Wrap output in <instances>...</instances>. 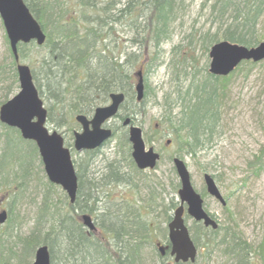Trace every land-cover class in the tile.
<instances>
[{
	"label": "trees",
	"instance_id": "trees-1",
	"mask_svg": "<svg viewBox=\"0 0 264 264\" xmlns=\"http://www.w3.org/2000/svg\"><path fill=\"white\" fill-rule=\"evenodd\" d=\"M23 1L45 33L44 43L36 47L38 69L33 64L30 67L40 97L42 87L46 89L43 91L50 102L46 108L47 121H52L51 106H56L60 112L66 109L69 117L77 113L88 115L96 107L104 105L111 92H122L125 96L117 117L120 120L125 117L133 119L132 109L127 110L125 106L127 107L128 102L141 104L146 97L144 92L143 99L135 101L134 73L143 69L147 61L157 58L162 41L168 38L169 22L175 16L176 8L185 0ZM210 7L217 24L213 33L208 29L201 37L205 50L220 39L247 47H252L263 39L261 37L264 35H260L259 31L264 25V0H213ZM116 24L126 25L130 29L133 34L131 41L138 45V52L126 50ZM25 45L18 44L19 59L23 58L21 52ZM10 57L16 82V62L11 52ZM144 58L147 60L144 61ZM182 59L186 61V58ZM243 63L255 64L250 61ZM226 77H215L207 72L203 80H196L194 83L195 80L190 79L185 94L177 96L178 110L170 121L174 124L170 132V144L176 146L177 155L194 154L198 147L211 138L219 109V85L216 80H225ZM6 100L7 98L4 99ZM172 109L174 108L169 112ZM4 128L5 136L0 152V195L8 198L20 190L28 173L27 163L32 156L37 157V149L33 142L23 140L16 129ZM115 136L113 133L112 138ZM122 139L123 142L117 137V141L124 145V151L127 152L124 160L129 167H133L126 130L123 131ZM120 144L117 143V147ZM117 162L114 158L107 164V172L101 178L102 183L87 187L84 191L77 171L74 202L70 203L65 193L60 191L62 209L54 211L56 214L50 213L53 222L46 230H42L39 220L46 217L51 208L46 196L33 230L21 239L20 251L14 252L11 248L6 251L0 246V264H30L36 247L41 244L49 247L50 264H54L55 249L62 259L71 264L139 263L141 249L154 241L155 216L152 214L150 217L154 199L152 197L147 204L136 205L120 194L119 197H112L108 191L104 192L103 185L108 183L123 182L131 185ZM260 162L261 157L253 164L261 166ZM174 187H178L177 182ZM50 188L55 186L50 185ZM91 189H95L96 193L92 198L89 193ZM102 197L107 201H103L98 207L99 218L100 215L104 218L99 223L97 221L100 231L96 234L82 226L80 215L96 211V207L86 206V203L94 205ZM174 208L175 203L172 201L166 205V210L163 211L166 214L165 222L171 218L168 211ZM6 222L9 223L7 220ZM6 228L8 229L7 224L0 226V234ZM188 230L194 244L202 243L204 246L209 244V239L204 238V231L217 232L198 222H191ZM222 241L231 245L228 250L231 255H246L245 245L242 246L234 234L225 233ZM157 255L163 264L164 257L158 253ZM98 260L101 262L98 263ZM238 261L240 262L239 258Z\"/></svg>",
	"mask_w": 264,
	"mask_h": 264
},
{
	"label": "rangeland",
	"instance_id": "rangeland-1",
	"mask_svg": "<svg viewBox=\"0 0 264 264\" xmlns=\"http://www.w3.org/2000/svg\"><path fill=\"white\" fill-rule=\"evenodd\" d=\"M212 2L213 0H185L176 8L175 16L169 22L168 38L159 47L158 59L147 61L142 69L146 97L141 104L128 102L127 107L125 106L127 110L132 109L133 122L142 129L146 147L152 146L160 154L154 168L140 171L135 166H128V162L124 160L127 154L124 145L117 141V137L119 141L122 140L123 131L126 130L121 127L119 119L113 124L109 123L116 136L88 152H76L72 148L73 132L80 131L79 124L73 120L75 114L69 117L66 109L60 112L56 106H51L52 121L46 122L48 130L59 132L65 146L71 149L83 191L87 187L95 186L94 184L102 183L101 178L107 172V164L116 158L117 165L131 181V185L123 182L112 183L103 186L104 192L108 191L112 197H119L120 194L131 202L134 201L136 205L147 204L153 197V213H150V217L152 214L155 216L154 241L152 244H145L141 249V260L137 264H161L157 247L163 245L167 237V222L164 221L166 214L163 211L171 201L175 203V207L178 206V187H174L178 179L172 163L174 156L184 160L193 188L202 195L205 210L215 219L219 228L216 233L204 231V238L209 239V244L197 245L195 260L186 264H240L235 255L228 251L231 245L222 241L226 232L237 236L240 244L245 245L247 264H264V61L253 65L241 63L225 80H216L219 85L217 123L211 138L198 147L194 154L177 155L175 145H165L174 125L170 121L178 110L177 96L185 94L190 79L195 80V83L207 75L209 47L204 49L201 37L208 29L213 33L216 28L217 23L210 7ZM116 26L126 50L138 52V45L131 41L133 34L130 29L123 24ZM259 34L264 35V25ZM128 38L130 41H125ZM261 39L264 40V37ZM38 46L34 41L27 43L21 52L23 58L19 59L20 63L29 68L33 64L38 69ZM141 58L139 62L142 61ZM182 58H186V61ZM37 76L40 81L39 71ZM43 90L41 98L47 108L50 102ZM18 91V81L15 82L13 77L9 43L0 20V106L5 98H11ZM171 108L174 109L169 112ZM4 126L0 123V152L5 136ZM117 143L120 144L118 147ZM260 157L261 166L254 165L253 162H257ZM27 166L28 173L24 183L20 185V190L8 198L0 195V211L3 209L7 212L9 222L3 224H7L8 229L0 234V246L6 251L10 248L14 252L20 251L21 239L33 230L46 196L51 208L46 217L39 220L40 229L46 230L53 222L50 213L59 208L60 211L63 206L60 193L62 190L48 181L38 152L37 157L30 158ZM204 173L214 178L226 200L224 207L205 193ZM85 182H89V185ZM50 185L55 188H50ZM102 201L106 202L107 199L102 197ZM173 210L168 211L170 216L173 215ZM98 211L89 214L96 223H99L96 219ZM185 220L191 226V220L188 217ZM55 251L54 264H71L70 261L62 259L59 251ZM33 257L34 254L30 264ZM162 261L163 264H173L170 256L164 257ZM99 262L101 261L98 260Z\"/></svg>",
	"mask_w": 264,
	"mask_h": 264
},
{
	"label": "water",
	"instance_id": "water-1",
	"mask_svg": "<svg viewBox=\"0 0 264 264\" xmlns=\"http://www.w3.org/2000/svg\"><path fill=\"white\" fill-rule=\"evenodd\" d=\"M0 19L11 54L16 62L15 68L19 84V91L1 104L0 122L16 128L23 139L35 143L47 179L60 186L69 201L73 202L77 190V176L70 150L64 146L61 134L56 130L49 131L46 127V109L33 83L30 68L18 61L17 44L34 41L37 45H42L45 33L23 0H0ZM208 57V72L214 76H226L242 61L259 62L264 60V40L252 47L219 40L209 47ZM136 76L137 82L134 88L136 100L140 101L143 96L141 71H137ZM109 99L107 105L96 107L90 118L83 114H77L74 117L81 126L80 131L73 133V148L76 152L95 149L111 137L112 130L104 125L116 115L124 95L121 92L110 93ZM130 122V118L127 117L121 122V125L127 127L131 158L137 168L152 169L159 159V154L154 151L153 147L146 148L141 128L130 124ZM172 162L179 181L177 190L179 204L174 209L171 220L167 223L169 255L173 257L174 263L193 262L197 249L183 219L184 204L187 215L194 221H201L204 226L211 229H216L218 225L204 210L203 199L194 190L184 161L174 157ZM203 182L206 192L217 199L221 205H225V200L212 176L204 173ZM6 217V211L1 210L0 224L4 223ZM81 221L89 230H95L90 216L83 214ZM159 251L164 254V248L159 247ZM31 264H50L46 245H40L35 249Z\"/></svg>",
	"mask_w": 264,
	"mask_h": 264
},
{
	"label": "bare ground",
	"instance_id": "bare-ground-1",
	"mask_svg": "<svg viewBox=\"0 0 264 264\" xmlns=\"http://www.w3.org/2000/svg\"><path fill=\"white\" fill-rule=\"evenodd\" d=\"M164 42V40L162 41V43ZM161 43V44H162ZM159 54V53H158ZM158 59V55H157V58H154L153 59V61H155V60H157ZM112 124V123H111ZM122 142H123V139H122ZM86 183V182H85ZM86 185H89V182H87L86 183ZM109 185V183L107 184V185H103V186H108ZM91 192H89L90 193V198H92L93 196H95V189H91L90 190ZM206 193V192H205ZM207 195H209L208 193H206ZM83 201H85L84 199H82ZM90 201H92V200H88V202H90ZM101 203H103V201L102 200H100L99 202H96V203H94V205H91V204H88V203H86V206H92L93 208L94 207H96V212L98 211V207H99V205L101 204ZM85 205V204H84ZM97 205V206H96ZM103 214V213H102ZM106 217V216H105ZM97 218H98V220H100V219H102L103 220V216H101L100 215V218H99V214L97 215ZM214 230H217V229H214ZM227 233V232H226ZM167 235H168V230H167ZM224 236V235H223ZM223 236H222V238H223ZM169 244V241H168V236L166 237V240H165V243L163 244V245H161V246H159V247H161V248H164L165 246H167ZM41 245H46V244H41ZM40 246V245H39ZM38 247V246H37ZM46 247H47V249H48V252H49V247H48V245H46ZM159 247H157V251H159ZM238 256V257H237ZM235 258L237 259V261H238V258H239V260H240V264H247L248 263V259H247V257L245 256V255H243V254H238ZM50 258V257H49Z\"/></svg>",
	"mask_w": 264,
	"mask_h": 264
},
{
	"label": "flooded vegetation",
	"instance_id": "flooded-vegetation-1",
	"mask_svg": "<svg viewBox=\"0 0 264 264\" xmlns=\"http://www.w3.org/2000/svg\"><path fill=\"white\" fill-rule=\"evenodd\" d=\"M117 119H119V118L112 119V120L110 121V123H112V124H113V123H114V121H115V120H117ZM159 155H160V154H159Z\"/></svg>",
	"mask_w": 264,
	"mask_h": 264
}]
</instances>
